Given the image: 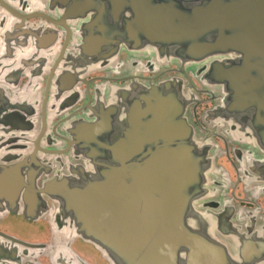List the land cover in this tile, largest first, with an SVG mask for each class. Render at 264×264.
I'll return each mask as SVG.
<instances>
[{
	"label": "flooded vegetation",
	"instance_id": "af4514ba",
	"mask_svg": "<svg viewBox=\"0 0 264 264\" xmlns=\"http://www.w3.org/2000/svg\"><path fill=\"white\" fill-rule=\"evenodd\" d=\"M261 16L264 0H0V168L32 149L58 162L40 180L70 165L104 178L150 155L145 172L170 169L183 186L205 168L194 206L224 244L216 263L264 264ZM224 18L228 41L215 44ZM169 29L174 39L149 42ZM197 49L205 56L185 58ZM59 230L0 211V264H109Z\"/></svg>",
	"mask_w": 264,
	"mask_h": 264
},
{
	"label": "water",
	"instance_id": "95a60500",
	"mask_svg": "<svg viewBox=\"0 0 264 264\" xmlns=\"http://www.w3.org/2000/svg\"><path fill=\"white\" fill-rule=\"evenodd\" d=\"M257 19L263 22L258 27H263L264 16ZM220 22L225 24L219 23L215 44L228 41L224 32L228 30L226 18ZM252 26L258 39L264 35L256 24ZM173 35L169 29L157 35L150 33L148 40L160 44L174 39ZM144 37L147 38L145 34ZM196 53L184 55L201 58L206 50ZM167 85L168 82L151 84L149 90L157 92ZM186 104L181 103L180 108ZM38 151L32 149L21 160L7 159L1 164L4 169L0 168V211L13 210L28 219L47 217L52 229L90 242L109 264H206L210 254L215 264L228 259L224 244L211 237L203 225L210 221L212 213L194 206L204 196L212 176L210 173L209 179L205 177V168L183 186L170 169L145 172L143 169H148L158 157L150 155L144 160L129 158L121 173L104 178L83 172L82 165H70L61 173L40 180L42 172H50L49 163L58 162L41 163L38 156L43 152ZM202 151L206 154L205 149ZM202 151L198 150V155ZM179 165L185 167L184 162ZM191 184L192 188L187 189ZM223 226L219 221L217 227Z\"/></svg>",
	"mask_w": 264,
	"mask_h": 264
},
{
	"label": "rangeland",
	"instance_id": "374dc122",
	"mask_svg": "<svg viewBox=\"0 0 264 264\" xmlns=\"http://www.w3.org/2000/svg\"><path fill=\"white\" fill-rule=\"evenodd\" d=\"M20 223V221L14 219L8 221L9 226L13 228L18 227Z\"/></svg>",
	"mask_w": 264,
	"mask_h": 264
}]
</instances>
